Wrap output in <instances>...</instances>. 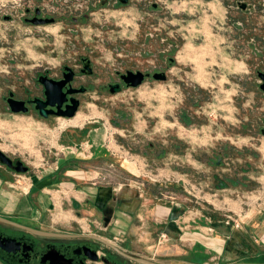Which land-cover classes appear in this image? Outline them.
<instances>
[{
  "label": "rangeland",
  "instance_id": "rangeland-1",
  "mask_svg": "<svg viewBox=\"0 0 264 264\" xmlns=\"http://www.w3.org/2000/svg\"><path fill=\"white\" fill-rule=\"evenodd\" d=\"M247 1L253 6L248 14L230 11L228 4L234 0H129L127 4L121 0L105 3L103 0H0V151L13 162L22 161L28 168L24 173L31 174L44 165V159L48 160L45 152L55 139L57 121L61 126L77 121L63 116L43 117L32 109L29 112L9 110L3 96L8 92L22 96L27 88L38 94L40 90L33 88L35 77L44 73L56 77L64 66L78 70L80 57H86L92 62L93 75L81 76L80 80L92 82L94 87L90 85L86 93L79 95L80 105L75 115L81 122L88 118L101 121L120 112L132 114L129 122L121 120V124L129 128L133 121L139 120L137 127L142 132V148L146 152L143 161L147 166L151 165L150 161L155 162L156 168L149 173L156 179L166 173L167 160L169 165L174 161L176 167L188 166V154L191 161L207 158L211 172L220 174L214 161L217 155L227 151L226 146L236 153L235 150H245L248 146L260 148L264 142V135L256 127L250 126L248 134L242 132L251 118V108L255 122L264 117L262 95L255 91V105L248 107L246 100L241 103L242 86L229 79L231 75L242 76L247 63L264 68V0ZM152 3L161 6L160 15L153 14ZM36 8L52 16L54 22L36 24L25 20L27 11L32 13ZM174 10L176 20L170 15ZM182 10L191 19L182 20ZM83 13H87L86 18L73 20ZM227 17L238 18L244 28L237 30L238 27L228 23ZM156 33L162 39L146 38ZM171 36L177 37L179 47L175 55L179 61L174 72L167 73L168 79H148L116 93L99 88L114 78L117 71L160 66V56L155 60L144 53L157 54L166 47L165 39ZM252 46L255 54L251 53ZM140 53L143 55L139 56ZM236 53L237 59L233 56ZM232 70L235 72L231 73ZM190 78L200 86L202 100L195 105L187 99L183 85ZM184 111L194 117L192 124H188L189 119H183ZM163 130L169 132V143H161ZM149 142L155 145L152 149ZM173 146L177 147L176 152ZM236 157H225L224 167L232 170L231 164L243 165L246 158L239 157V162ZM253 161L258 173H262L264 159L257 157ZM191 170L198 172L199 169L191 167ZM212 173H209L211 178ZM232 177L238 179L235 174ZM252 182L256 190L264 191L262 185L257 187L256 180L244 186L235 187L231 181L227 184L236 189L233 194L244 195L246 200Z\"/></svg>",
  "mask_w": 264,
  "mask_h": 264
},
{
  "label": "crops",
  "instance_id": "crops-1",
  "mask_svg": "<svg viewBox=\"0 0 264 264\" xmlns=\"http://www.w3.org/2000/svg\"><path fill=\"white\" fill-rule=\"evenodd\" d=\"M182 11V20L191 19ZM75 116L66 118L76 124L57 121L54 142L45 152L48 160L31 174L0 164V227L5 231L24 233L28 227L44 233L46 241L99 238L133 259L126 264H140L138 259L155 264H264V191L252 182L245 200L227 184L256 180L264 189V171L258 173L253 161L264 159V142L260 148L229 154L239 162V157L246 158L243 165H230L233 172L222 163L214 165L220 174L212 173L210 160L191 161L188 154L184 167L166 159V173L156 179L149 173L155 162L147 166L143 161L139 120L129 128L121 124L132 114L82 122ZM160 140L169 143V132L163 130Z\"/></svg>",
  "mask_w": 264,
  "mask_h": 264
},
{
  "label": "flooded vegetation",
  "instance_id": "flooded-vegetation-1",
  "mask_svg": "<svg viewBox=\"0 0 264 264\" xmlns=\"http://www.w3.org/2000/svg\"><path fill=\"white\" fill-rule=\"evenodd\" d=\"M104 3L106 0H103ZM108 1V0H107ZM118 1V0H116ZM120 1V0H119ZM129 0L125 1V4L128 3ZM88 7H90V4H87ZM228 9L230 11H242L245 14L250 13L253 10V6L252 4L249 3V1L247 0H234V3L232 4H228ZM152 10H161V7L159 6V4L156 3H152ZM34 12L29 13L27 11L28 16H24L25 18H29L32 19L34 18ZM87 13H83L77 17H73V20L75 22L80 21L82 18H86ZM38 18H53L52 16L49 15H44L42 12H40V14L37 15ZM228 23L232 26H236L237 30L238 29H243L244 28V23L241 22L238 18H228ZM55 20V19H54ZM156 35V36H154ZM150 34L147 35L146 38H157V40L159 38L162 39V37H159L158 34ZM253 44V43H252ZM165 45L166 47L160 51H158V53H150V52H145L144 55L145 56H152L153 59L157 60L156 57H161V65L158 67H153V68H146L144 70H141L139 68H135V69H126L125 71H117L115 77H111L105 84L99 86V88L101 90H107L108 92H112L111 88L116 87L115 85L119 84L120 86V90L118 91H114L112 93H116L121 91L124 87H129L131 85H127L125 84L124 79L122 78V75L127 74L128 71H141L143 73V79L142 81L139 83L141 84L142 82H144L145 80H150V79H160V80H166L168 79V72L173 73L174 72V66L176 64V62H178L179 60L177 59L178 55H175V51H177V48L179 47L178 45V41H177V37L171 36V37H167L165 39ZM249 45V44H248ZM142 52V50H141ZM252 54H255L256 51L254 49V47L252 46V50H251ZM258 54V53H257ZM143 54L140 53L139 56H142ZM233 56L235 57V59H237L239 57V54L236 53L233 54ZM86 60H89V58L86 57H80L79 59V64L80 67L78 68V70L74 69L75 73H74V81L72 83V86L76 89H80L82 88V91H79L75 94H73L74 97L78 98L79 100V105H80V97L79 95H82L84 93H86L89 89V86L92 85V87H94V84H91L92 82H82L80 80L81 76H92L93 73H86V72H81L82 68L84 67V63ZM187 61H191V59H188ZM247 61V59H246ZM189 65V64H188ZM92 66V62L90 61V67ZM239 67V66H237ZM189 68H192L191 66H189ZM231 68L233 69L234 67L231 66ZM183 72H185L183 70ZM235 71L232 70L231 73H234ZM241 72H243L242 76H234L231 75L229 79L237 82V84H240L242 86V90L241 93L242 95H240L241 98V103H243V100H246L245 103L247 102V106L251 107V105H255L254 102V92L255 91H259V94L262 95V99H264V90L262 88L259 87L260 83H264V68L263 67H258L255 68L253 64H246V69H243ZM64 73L63 69H61L60 75L58 76H53V78H61L62 74ZM41 75V74H40ZM39 75V76H40ZM44 75L49 76L48 74L44 73ZM163 76V77H162ZM51 77V76H49ZM38 76L34 78V89H39L40 92L38 94L33 93V90L30 88L25 89L24 94L22 96H17L16 94H12L10 95L11 92H8L7 96H3V102L6 103V108L10 110V104L8 103V99L9 98H15V99H19V100H24L25 101V106L28 108V110L26 112H29V110H34L35 112L38 113V110L35 109V103L34 102H29V100L35 99V98H40L42 100H45V96L43 94V90L42 87H40L38 85V80H37ZM173 81L175 79H172ZM196 81L192 78H190V80H187L186 82L183 83L184 88L186 89V94H187V99H189L192 103L191 104H198L200 103V101L202 100L201 97V93L199 92V84H196ZM228 83V82H227ZM138 84V85H139ZM137 86V85H136ZM244 87V88H243ZM240 92V91H238ZM237 92V93H238ZM246 92L252 93L251 95L246 94ZM239 97H236V100L240 99ZM251 98V99H249ZM67 102H64L62 105V108H64V105L67 104ZM79 105L77 107V109L79 108ZM243 106V104H242ZM15 107V106H14ZM47 108H50L49 106H47ZM55 110V107H52ZM250 120L249 122L245 123L246 128L242 129L243 134H248V131L251 130L249 127H256L257 130L259 131L260 134L264 135V117L262 119L259 120V122H255L254 120V109H250ZM39 114V113H38ZM48 116H57L55 114H53L51 111L48 113ZM184 118L183 119H189V123L188 124H192L193 122V116L191 115V113L185 112L183 113ZM77 117V116H76ZM75 118V117H74ZM73 119V118H72ZM224 153H221L219 155L216 156V160L214 161L215 165H220L222 163H224V158L226 157H230L229 154L232 153L233 149H230L226 146ZM236 152V150H235ZM223 184V182H222ZM18 235H22L23 233L19 232L17 233ZM24 238L28 241L27 244H29L30 240L32 239V236L24 233ZM48 242V248H44V253L46 252L45 255L40 256V255H34L31 252L28 251L27 247L22 248L18 253H16L15 255L12 254H6L2 251H0V257L3 259L4 263L6 264H54L57 258V250H62V248L60 247V243L59 241H47ZM72 250L74 251V254H68V256H73L74 257V264H109L110 262H114V259H119L122 264H126V256L124 254H122L119 250H118V254L113 255L111 253V251L114 252L113 248L111 247L110 244H108L106 241H95V240H83L81 238H77L74 237V247H71ZM91 254H96L98 256L97 260H92L88 257V255L90 256ZM86 255V256H85ZM116 264H120V262H117Z\"/></svg>",
  "mask_w": 264,
  "mask_h": 264
},
{
  "label": "water",
  "instance_id": "water-1",
  "mask_svg": "<svg viewBox=\"0 0 264 264\" xmlns=\"http://www.w3.org/2000/svg\"><path fill=\"white\" fill-rule=\"evenodd\" d=\"M123 3L127 0H121ZM40 9L36 8L34 12V18L29 19L26 18L25 20L30 21L31 23H50L54 22V18H38L37 15L40 14ZM87 16V14H86ZM64 73L62 74L61 78H53L49 77L47 75L41 74L38 76V85L42 87L43 94L45 96V100H42L40 98H35L32 100H29V102L35 103V109L38 110V113L46 117L48 113L51 111L53 114L57 116H63V117H72L75 115L77 107L79 105L78 98L74 97L73 94L82 91L83 89H76L72 86V83L74 81V68L70 66H64L63 67ZM81 72L91 73L92 69L90 67V61L86 60L84 63V67L82 68ZM143 73L141 71H128L127 74L122 75V78L125 81V84H129L131 86L138 85L142 79H143ZM163 77V76H162ZM116 87L111 88V91H118L120 90L119 84L115 85ZM259 87L264 90V83H260ZM13 93L11 92L10 95ZM67 104L64 105V108H62V105L64 102H67ZM8 103L10 104V109L13 111H22L26 112L28 108L25 106L24 100H19L15 98H9ZM15 106V107H14ZM49 106L50 108H47ZM55 107V110L52 108ZM0 162L7 165L9 168L14 169L18 172H24L28 168L23 164L22 161L16 160L13 162V160L8 157L6 154L2 153L0 151ZM2 219V218H0ZM28 230H30V234H32V239L29 241L30 243L27 244L24 233ZM13 231V230H12ZM12 231H5L0 229V251L6 253V254H12L15 255L18 253L22 248L27 247L28 251L32 254L43 256L46 254L44 253V248H48V242L46 240H43L41 236L43 234L40 233L38 230H34L28 227L23 228V234L18 235V232H12ZM34 231V232H32ZM29 232V231H28ZM62 238H70L74 239V237H62ZM77 238H83V237H77ZM95 241H101L99 238L95 239ZM104 241V240H102ZM60 247L62 250H57V258L54 264H74V257L68 256V254H74V251L71 247H74V240L68 241V240H62L60 241ZM112 246V245H111ZM114 250V254H118V249H116L114 246H112ZM86 256V255H85ZM116 256V255H115ZM88 257L92 260H97L98 256L96 254H91ZM127 260H133L128 257H126ZM117 262H122L119 259H114V262H110L109 264H116ZM136 262L140 264H155L151 261L145 260V259H138ZM0 264H6L4 263L3 259L0 257ZM52 264V263H50Z\"/></svg>",
  "mask_w": 264,
  "mask_h": 264
}]
</instances>
